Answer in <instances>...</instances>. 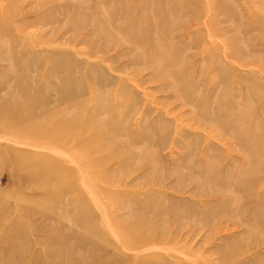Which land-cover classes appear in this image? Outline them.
Returning <instances> with one entry per match:
<instances>
[{
    "label": "rangeland",
    "instance_id": "1",
    "mask_svg": "<svg viewBox=\"0 0 264 264\" xmlns=\"http://www.w3.org/2000/svg\"><path fill=\"white\" fill-rule=\"evenodd\" d=\"M0 264H264V0H0Z\"/></svg>",
    "mask_w": 264,
    "mask_h": 264
}]
</instances>
